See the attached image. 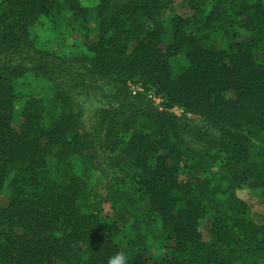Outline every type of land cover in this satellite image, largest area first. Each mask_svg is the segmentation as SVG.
I'll return each instance as SVG.
<instances>
[{
    "label": "trees",
    "instance_id": "trees-1",
    "mask_svg": "<svg viewBox=\"0 0 264 264\" xmlns=\"http://www.w3.org/2000/svg\"><path fill=\"white\" fill-rule=\"evenodd\" d=\"M252 201L264 0H0V264H264Z\"/></svg>",
    "mask_w": 264,
    "mask_h": 264
},
{
    "label": "rangeland",
    "instance_id": "rangeland-1",
    "mask_svg": "<svg viewBox=\"0 0 264 264\" xmlns=\"http://www.w3.org/2000/svg\"><path fill=\"white\" fill-rule=\"evenodd\" d=\"M92 0H83V4L85 5H88L89 3H91ZM117 1V0H116ZM182 0H175L176 3L180 2ZM155 105H159L160 101L159 100H156L154 101ZM173 112L176 114V115H180L181 111L180 110H177V109H173ZM104 182L101 181L100 182V185L103 186ZM238 195L241 199H246V198H249L250 200H254L257 198V194L255 193H252L248 190H242L241 192H238ZM247 196V197H246ZM249 196H251L252 198H250ZM246 197V198H245ZM251 209L254 210L256 213H259V214H264V203H260L258 201H255L251 203Z\"/></svg>",
    "mask_w": 264,
    "mask_h": 264
},
{
    "label": "clouds",
    "instance_id": "clouds-1",
    "mask_svg": "<svg viewBox=\"0 0 264 264\" xmlns=\"http://www.w3.org/2000/svg\"><path fill=\"white\" fill-rule=\"evenodd\" d=\"M107 264H128V258L125 253H117L114 257H110Z\"/></svg>",
    "mask_w": 264,
    "mask_h": 264
},
{
    "label": "built area",
    "instance_id": "built-area-1",
    "mask_svg": "<svg viewBox=\"0 0 264 264\" xmlns=\"http://www.w3.org/2000/svg\"><path fill=\"white\" fill-rule=\"evenodd\" d=\"M154 101L158 100V99H153Z\"/></svg>",
    "mask_w": 264,
    "mask_h": 264
}]
</instances>
